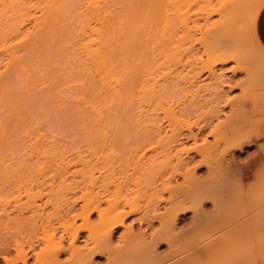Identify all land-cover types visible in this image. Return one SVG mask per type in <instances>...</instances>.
<instances>
[{
  "label": "bare ground",
  "instance_id": "1",
  "mask_svg": "<svg viewBox=\"0 0 264 264\" xmlns=\"http://www.w3.org/2000/svg\"><path fill=\"white\" fill-rule=\"evenodd\" d=\"M213 1L217 2L214 4ZM213 1L0 0V234L3 233V229L6 230L4 233H7L6 238L3 234L0 235L4 237L0 238V260L4 264H94L93 258L99 257V255L105 256L110 264L116 262L115 260L121 256H123L121 258H127V255L134 264H161L173 257L175 259L179 254L181 256L185 251L191 252L173 264H196L203 257L213 253L216 255V250L221 251V243H229V239L228 242L226 241L227 237H224L225 239L217 237L220 238L218 240L222 241L221 243L216 239L218 242L212 241L203 246L205 240L209 241V236L213 233L216 235L226 229L236 233L239 230L238 233L243 232L239 233V235H243L241 241L245 242L243 238L248 237L246 236L248 234L246 225L251 221L248 224L245 222L244 228L241 224L234 225L231 220L224 218L216 217L207 220L208 215L201 213L203 202L200 203L199 200L209 197L210 192L206 184L216 180V178L211 179L212 173H215L212 168L216 164L213 167L211 164L208 166L209 158L206 160L207 156L214 154L221 162L227 161L228 159L223 157L227 156L226 150L229 151L230 148H232L231 151L235 148L242 150L243 144L251 142L258 127V124H252L253 120V122L249 120L250 124L248 122L244 124L246 118L242 121L243 125L240 122L243 118H239L238 122L241 127L250 126L247 128H251L247 131H250L249 138L243 137L246 129L239 128L240 125L237 122L240 132L237 129L239 133L235 129H231L235 131L231 134L235 136L236 133V142L232 141L230 136V140H228L230 143L226 142L224 147L227 148L225 147V150L222 148V151L218 150L222 145H219V139L216 136L219 127L215 125L216 127L205 132L206 127L211 128L210 120L216 118V112L219 113V109L216 110L217 106L228 104L227 101L222 102L226 98L222 95L225 92L219 90L223 83L221 84V80L219 81L221 85L219 82L216 83L221 79L218 78L221 74L217 76L214 67L217 63H227L225 60L228 59H224L227 55L229 59L239 58L238 52L241 51L243 45H237L240 38L237 36L241 31L243 21L238 22V20L242 19V15L248 16L245 13L249 8V14L250 10L251 14L256 11L254 20H250L255 24L257 15L264 6V0ZM191 7H195L197 11L193 10L195 12L190 14ZM214 13L218 16V19L216 16L217 22L212 21L211 14ZM243 19L245 24L248 23V21L245 22L244 16ZM250 19L253 18L250 17ZM209 21L212 22L209 23ZM221 28L229 31V33L226 31V34H229L226 38V34L223 33L225 30L222 32L219 30ZM237 28L240 30L235 31ZM193 33L194 35L200 34L199 37L204 35L207 38L211 35L212 39H216V37L214 38L215 34L223 33L217 35L220 37H217L216 43L218 40L227 39L235 45L232 47L228 45L230 48L235 47V50H239L230 49L229 51L228 49L226 51L227 48L225 46L224 50V43H222L223 47L220 45L218 48H222H217V50L223 49V54L226 51L225 56L218 54L219 52L216 54L213 52L214 49L210 54L207 52L208 48H212V45H207L209 41L206 45L210 47L206 46L207 50L202 48L203 52L206 51L207 56L210 55L211 59L207 57L209 60L207 62L202 60L200 72L199 70L196 72H199L197 73L199 76L205 71L208 76H211V78L209 77L211 80L213 78L215 82L210 83L213 85L210 88L212 97L210 99H213L211 102H215L217 99L216 104L210 105L212 106L211 110L207 109L208 113L203 111L206 115L205 121L200 117L201 114H198L199 103L195 98L197 91L190 95L192 97V100L189 99L192 103L190 106L188 105L190 108L186 107L187 104L182 107L179 103L180 98L185 97L186 93H182L180 88H176L177 84L174 83L178 80L175 81L176 76H173V72L177 71V67L173 68L171 65L172 59L177 57V53L176 56L174 54L177 49L179 54L181 49L189 48H182L177 44L178 47L174 51L175 39L177 38L178 41L187 39L188 43V38ZM196 38L198 39V37ZM196 38L194 40H197ZM190 40L193 39L190 38ZM183 41L181 43L185 44L186 41ZM230 41H228L229 44ZM212 42L210 44H213ZM243 43L245 42L242 41L241 44ZM191 44L192 42L190 47L194 45ZM244 46L246 45L244 44ZM197 49L199 50V48ZM189 52L187 51V53ZM245 55L247 56V52L241 54V56ZM179 56L176 60L177 63L178 58L180 63L183 54L181 58ZM183 63L186 65L185 62ZM184 64L182 66L180 64V66L183 67ZM241 66L242 63L237 64L234 69L238 67L239 71V67L243 68ZM249 66L248 64V67H244L246 69L243 68L245 72L248 71L247 74L250 72ZM192 69L190 68L188 71L190 72ZM243 69L240 71H244ZM188 71L186 73H189ZM189 74H186L189 75L188 77L183 75L186 78L184 81L181 76L182 80L179 81L185 83L189 79V87L191 85L190 88H192L196 86L193 84L199 77H196L197 74L194 76ZM248 76L251 79L250 73ZM215 78L218 79L215 80ZM179 83L177 87L182 86ZM185 86L187 87L186 84ZM201 86L198 85V87ZM201 88L197 89L201 90ZM178 89L181 92H178ZM204 89L206 92L207 88ZM229 90L232 91L231 87ZM192 91H189L188 94ZM177 92L181 93L182 97H179L180 94L177 95ZM193 95L195 96L193 97ZM241 97V100L248 98L246 95ZM221 98H223L222 103L219 102ZM205 99L204 101L207 100ZM201 100L199 99V101ZM236 102L237 100L232 102L233 104L230 102V105H233L230 110L234 112V108L237 106L235 113L239 115V111H245L247 105H245L246 108L244 106L239 109L241 104L238 105ZM227 106L229 107V104ZM244 108L245 110H243ZM258 109L256 112L259 115ZM233 112H230V117L227 118L233 123L230 121L231 124L228 123V125L234 124L231 114ZM235 113L233 116L237 119ZM218 116L219 114H217V118ZM241 116L243 117L242 113ZM227 119L224 121L227 122ZM217 121L219 122V118ZM223 123L222 121L221 124L223 125ZM228 125H225V132L230 130L227 129L228 127L237 128V126L230 127ZM195 129L196 132H194ZM218 134L221 137V133ZM208 136L214 137V143L203 144L202 147L197 145L199 139L203 138L202 140H204ZM226 139L227 136H225ZM77 140H80V144L85 141L83 145H79L76 143ZM189 140L193 141L194 147L183 150V147L180 150L177 148L178 144L186 143ZM191 152L201 156L200 162L197 164L196 161L195 166L190 165L194 161ZM202 164L211 169L208 170L211 176H207L209 180L207 182L199 179L195 174L196 168ZM119 167L120 169H118ZM213 170L214 172H211ZM217 175H220L219 172ZM179 177H182V182L178 184L176 182ZM227 178H223L225 180L223 182H226ZM173 182L176 185H171L174 184ZM178 182H180V178ZM214 183L212 184L215 186ZM121 187H125L126 191L118 198V192H122ZM131 187L135 189H131ZM135 190H140L139 192L142 190L143 194L138 192L136 195V192H133ZM222 193L218 192L217 194L221 196ZM139 194L144 195L141 197L144 198L143 206H140L139 201H136L138 197L140 198ZM262 196L264 195L262 194ZM135 202L137 203L135 204ZM160 202L166 204H163L162 213L158 209L161 206H159ZM188 203L189 205L185 206ZM103 204H106L107 207H103ZM226 208L230 210L231 206ZM228 210L227 212H229ZM250 210L251 208L247 211ZM262 210L261 214L263 212L264 215V209ZM187 211H195L197 220L194 219L196 223L188 231L189 242L182 243L180 240H184V237L187 239V235L184 234L185 236L182 238L179 236L181 233H178L179 235L174 233V229L179 215ZM226 214L229 216L228 213ZM93 215L96 217L92 221ZM132 215H135L132 219L134 223L137 222L141 226L145 224L149 229H152V223L157 221L158 227L156 226L157 229L150 231L149 241L146 239L147 234L144 229H140L141 231L139 230L137 233L134 232L132 224L128 227L125 226L126 220ZM214 215L212 214V216ZM203 217L206 220H203ZM77 222L79 224L75 226ZM119 227L123 228L120 237L129 246L127 249L124 248L125 251L113 241L115 230ZM11 228L16 231L14 233L10 231L13 233L10 234V237L8 234ZM93 228H96V233H93ZM257 230H261L260 233L264 232V221L260 222ZM24 231L25 233H23ZM82 231L87 235L83 237V245L79 247L76 243H78ZM16 232L20 234L17 235ZM21 232L23 235L25 234L24 236H28V239L22 236V239L23 237L26 239V241L23 239L25 242L21 240ZM184 232L186 231L184 230ZM226 233L228 234V231ZM223 236L224 234L221 237ZM250 236L252 235L250 234ZM253 236L255 237L254 234ZM17 237L20 240L16 239ZM10 240H14L15 244ZM256 240L258 239L256 238ZM163 242L168 244V254L155 255L154 249L162 245ZM262 242L264 241L261 240ZM40 243L44 247L38 249ZM114 243L117 246H114ZM179 243L181 245L178 248L177 244ZM199 244L203 247L201 246L195 251L194 249ZM255 244L254 247L259 245L261 249H253L254 247L252 249L258 250L262 259L264 244L262 247L260 243L257 246ZM252 249L251 253L253 254ZM11 250H14L12 256H10ZM224 250L225 248H222L221 253ZM66 254L68 259L61 262L60 257ZM255 254L259 255L257 252ZM257 255L253 257V254V259L250 258L252 259L249 260L251 264L260 258Z\"/></svg>",
  "mask_w": 264,
  "mask_h": 264
},
{
  "label": "rangeland",
  "instance_id": "2",
  "mask_svg": "<svg viewBox=\"0 0 264 264\" xmlns=\"http://www.w3.org/2000/svg\"><path fill=\"white\" fill-rule=\"evenodd\" d=\"M213 1V0H212ZM217 1H213L212 3H216ZM213 4V5H214ZM193 6H195V5H193ZM192 8V9H191ZM190 8V10H192V11H190V14H191V12H195V11H197V9H198V6H196V8L195 7H191ZM194 8V9H193ZM264 8V6L260 9V11H259V13H258V15H257V18H256V22H255V24L253 23V22H251V21H253L254 20V18H255V14H256V11L255 12H253L252 14H251V10H250V14H249V8L246 10L247 11V13H245V14H248V16L246 15H242L241 17H242V19H240V20H238V22H242V27H241V31H239L240 29V26H239V28H237V29H235V31H239L238 33H239V35L237 36V37H240V38H242V39H240L239 38V41H237V45L239 44V46H242V49H241V47H239L240 49H241V51H239V50H235L234 48V44H233V42H232V44H231V41L230 40H227V42L228 41H230V44H229V42L227 43H225V39H223L224 38V35L226 34V31H227V29H225V28H221V29H219V30H221L220 32H222V30H225L223 33H225L224 35H223V37H221L223 40V42L222 41H220V40H218V42L216 43V41H217V37H220V36H217L218 34H220V33H217V35L215 34L214 35V38L216 37V39H212V38H210V36H208V38L207 37H205L204 35L202 36V37H199V36H201L200 34H198V33H196L195 35H194V33L192 34V36L190 37V38H192L193 40L191 41L190 40V38H188V43H187V39L186 40H179L178 41V39L176 38L175 40V42H176V44H174V46H175V48L173 49L174 51H175V49L178 47V45H179V47L180 46H182V48L183 47H189L188 49L186 48V50H183V49H179L180 51H181V53H180V51H179V54H181V56H179V54H178V49L174 52L173 50V52H174V54H175V56H176V53H177V57L179 56L180 58L182 57V54H183V58H181V61H180V63H179V58H178V63L176 62V60H177V57H175L174 56V54H173V57H175V58H173L172 59V67L173 68H176L177 69V71H174L173 70V68L171 67V69H172V72L174 73H172L173 74V76L175 75L176 76V78H175V81L176 80H178V82L176 81V83H174V84H177L178 85V83L180 82L179 80H182L183 79V81H184V78L185 77H188L190 74L189 73H191V75H192V73H193V71H195L194 73H193V75L192 76H194L195 74H197V73H199L200 72V66H201V61L202 60H204V61H206L207 62V60H208V58L209 59H211L210 58V55H209V57L207 56L208 55V53L210 52V54H211V51H213V49H214V51L213 52H215L216 54H217V52H219L218 54H222L223 56H225V53H226V51L229 49V51H230V49H233V51H239L238 53L240 54V55H238V57L239 58H237L236 57V59L234 60V59H232V58H228L227 56L226 57H224V59L225 58H227L228 60H230V61H228V60H225V61H227V63L226 62H223L222 64L220 63V64H218L217 63V65H215V71L217 72L216 74H217V76H218V74L220 75V76H218V78H221V79H219V80H217L216 78H215V80H217V82L216 83H218L220 80V82H221V84H220V82H219V84L221 85L220 86V88H219V90L221 91H223V92H225L224 94L222 93V95H224L226 98V100L225 99H223V98H221L220 99V101L219 102H221V100H222V102L224 101H227L228 102V104H229V107L227 106L228 104H226L225 105V103L224 104H222V105H220L219 104V106H217V108H216V110L217 109H219L218 111H219V113L218 112H216L217 114H219V116H218V118H219V122L217 121L218 120V118H217V114L215 115L216 116V118L214 117L213 118V120H210V127L211 128H209V127H206L207 129H205V132H206V130H211L212 128H214V127H216V126H218L219 127V129H218V131L221 133V137L223 138V140H222V138L221 137H219V132H217L216 133V136H217V138L219 139V145H222V146H219V151H222L225 147H224V145L226 144V142L227 143H230V142H228V140H230V139H233L232 141H234V142H236L235 141V136H236V133H235V136H234V134H231V132L232 133H234L235 131L233 130H231V129H237L238 130V126L240 125V122H241V124H243L242 123V121L243 120H245V118H246V121H244V124H246L247 122L250 124L251 122L249 121V120H253L252 122V124H254V123H256V124H258V128H257V130H256V133H255V135L254 136H252V138H251V142H246V144H243V146H242V150L241 149H239L238 150V148H235V149H233L232 151H231V149L232 148H230L229 149V151L228 150H226L227 151V156L225 155V156H223L224 157V159L226 158V160L229 162V164H227L228 162L227 161H224V162H221L220 160H219V158H217L218 156L216 155V157L214 156V154H211V155H208L207 156V158H206V160L209 158V160L207 161V163H209L208 164V166H211L212 165V167H213V165H215V166H217L218 167V169H217V167L216 168H212V169H214L215 170V173L213 174L212 173V177H211V179H214V178H216V180H214L213 182H211V184H210V182H207V180H208V177H210L211 176V173H208V170H211L209 167H205L204 165L206 164V166H207V163H205V164H202V165H200L199 167H197L196 169L197 170H195V174H196V176L199 178V179H201V180H204V181H206L207 182V184H206V186H207V188H209V192H210V194H209V197H206V199L204 198V200H199L200 201V203H202L203 202V204H201V208L203 209V210H201V213L202 214H204V213H206L205 215H208L207 217H206V219L208 220H211V219H214V218H216V217H218V218H224V219H226V220H231V222H232V224H234V225H237V226H239L240 224H241V226H244V228H245V225L246 224H248V222H250L248 225H249V227H248V225H246V227H247V229H246V231L248 232V234L246 235V236H248V237H245V238H243V239H245V242H246V244H245V242H244V240L243 241H241V236L243 237V235H239V233L240 234H242L241 232H239L238 233V231L239 230H237V234L236 233H232L229 229H226V230H221L220 231V233L218 232V234H212L211 236H209V241L208 240H205L203 243L204 244H202L203 246L204 245H207V244H209V242H216L218 239H225L226 237V241L228 242V239H229V243H227V244H225V242L222 244L221 242L222 241H219L221 244H220V249H221V251H222V248H225V250H224V252H222L221 253V251H219V250H216L215 251V253H216V255L214 254H212V255H209V256H206V257H203V259H201L198 263H196V264H251V262L249 261V260H252L253 258H252V256H253V254H254V256L253 257H255V255H257V254H255L256 252L259 254L260 252L258 251V250H253V249H261V248H259V245H258V247H254L253 245L255 244L256 246H257V244L258 243H260L261 244V247L263 246V244H264V242H262L261 243V240L262 241H264V232L262 231L261 233H260V231L261 230H257V229H259V226H260V222H263L264 221V215H263V212H262V214H261V211H263L262 209H264V196H262V194L264 195V176L262 177V175H264V173H262L264 170V47L262 46V44L260 43V41H259V39H258V36H257V31H256V23H257V19H258V17H259V14H260V12L262 11V9ZM193 10H195V11H193ZM252 10V11H253ZM245 12V11H244ZM255 13V14H254ZM214 14H216V13H214ZM214 14H211V17H212V21L213 22H217V20H216V16H217V14L216 15H214ZM243 16H244V18H245V22H247L248 21V23H244V19H243ZM211 17H210V20H211ZM214 17V18H213ZM250 17H252L253 19H250ZM215 19V20H214ZM217 19H218V16H217ZM248 19V20H247ZM251 20V21H250ZM212 21H209V23L210 22H212ZM245 25H244V24ZM238 25H241L240 23H237ZM254 24V25H253ZM244 25V26H243ZM245 26L247 27L246 29H245ZM250 26V27H249ZM208 28H210V26H208ZM248 28H249V30H248ZM251 28V29H250ZM239 29V30H238ZM204 30V29H203ZM218 31V30H217ZM250 31V32H249ZM219 32V31H218ZM228 33H229V31H227ZM190 33H192V32H190ZM222 33V34H223ZM227 33V34H228ZM236 33V32H235ZM240 33H242V34H240ZM244 33V34H243ZM250 33H251V35H250ZM222 34H220V35H222ZM227 34L225 35V38H226V36H227ZM247 34V35H246ZM191 35V34H190ZM198 35V36H197ZM206 35V34H205ZM229 35V34H228ZM249 35H250V37H249ZM246 37V38H243V37ZM196 37H198V39L196 38ZM205 39H204V38ZM213 37V36H212ZM197 39V40H194V39ZM229 38V37H228ZM251 38V39H250ZM202 39H204V40H202ZM210 39V40H209ZM220 39V38H219ZM237 39V38H236ZM200 40V41H199ZM240 40H241V43H242V41H244L245 43H243V44H241L240 43ZM185 42L186 41V43L185 44H183V43H181V42ZM192 42V44H194V45H192L191 47H190V43ZM194 41H195V43H194ZM208 41H209V43H208ZM213 41V42H212ZM180 42V43H179ZM198 42V43H197ZM199 42L201 43V44H203V45H199ZM213 43V44H210V43ZM208 43V44H207ZM221 43V44H220ZM222 43H224V45L222 44ZM234 43H235V41H234ZM178 44V45H177ZM182 44V45H181ZM212 45V48L210 47V46H207V45ZM218 44V45H217ZM244 44L246 45V46H244ZM248 44H249V46H248ZM188 45V46H187ZM216 45V46H215ZM222 46L223 47V49L225 50L226 48V51H225V53L223 54V49H221V50H217V48L219 47V46ZM231 46L232 47V45H234L233 47L234 48H230L229 46ZM236 45V47H238ZM210 47V48H208V50L206 49L207 47ZM225 46H226V48H225ZM206 47V48H205ZM222 47H220V48H222ZM250 47V48H249ZM262 47V48H261ZM191 48V49H190ZM197 48H199V50L197 49ZM202 48H204V50L206 49L207 50V54H206V51H204L203 52V49ZM220 48H218V49H220ZM238 48V49H239ZM247 49V50H245V49ZM256 48V49H255ZM190 49V50H189ZM210 49V50H209ZM183 50V51H182ZM245 50V52H247V56L245 57V56H241V54H243V53H245V52H243V53H241L242 51H244ZM186 51V52H185ZM187 51H190L189 53H187ZM197 51V52H196ZM220 51H222V52H220ZM233 51H231V52H233ZM185 54H184V53ZM261 52V53H260ZM203 53H205V54H203ZM236 53V52H235ZM237 53V54H238ZM249 53V54H248ZM250 53H252V54H250ZM187 54H189V55H187ZM202 54V55H201ZM216 54H214V55H216ZM228 54V53H227ZM185 55V56H184ZM190 55H191V57H190ZM197 55H198V57H197ZM200 55V56H199ZM206 55V56H205ZM213 55V56H214ZM229 55H230V53H229ZM236 55V54H235ZM248 55H249V57H248ZM253 56V57H252ZM257 56V57H256ZM194 57V58H193ZM196 57V58H195ZM207 59H206V58ZM243 57V58H242ZM263 57V58H262ZM185 58H186V60H185ZM188 58V59H187ZM249 58V59H248ZM258 58V59H257ZM183 59H184V61H183ZM197 59V60H196ZM260 59V60H259ZM191 62H190V61ZM199 60H200V62H199ZM253 60V61H252ZM175 61V62H174ZM189 63H188V62ZM193 61V62H192ZM209 61V60H208ZM244 61V62H243ZM262 61V62H261ZM183 62H185L186 63V65L183 63ZM240 62V63H239ZM256 62V63H255ZM188 63V64H187ZM242 63V66H243V68L244 67H248V64L250 65L249 66V73H250V76H251V79H250V77L248 76L247 77V75L249 74H247V72L248 71H246L245 72V70L244 69H246V68H242L244 71H240V70H242V69H240V67H239V71H238V67L237 68H235L234 69V67H236L237 66V64H241ZM244 63L246 64L245 66H244ZM255 63V64H254ZM177 64V65H176ZM180 64H181V66H182V64H184L183 65V67H185L184 69H183V67H181L180 66ZM253 64V65H252ZM255 65H256V67H255ZM259 65V66H258ZM174 66H176V67H174ZM179 66V67H178ZM241 66V67H242ZM253 66V67H252ZM186 67H188V68H186ZM194 67H195V69H194ZM233 67V68H232ZM259 67H261V69H259ZM190 68H193L192 69V71H188V69H190ZM256 68H258L257 70H256ZM175 69V70H176ZM179 69V70H178ZM189 72V73H186L187 71ZM228 69V70H227ZM232 69H234V70H232ZM196 70H199V72L197 71L196 72ZM259 70V71H258ZM261 70H262V72H261ZM186 71V72H185ZM255 71V72H254ZM258 71V72H257ZM253 72V73H252ZM177 73V74H176ZM185 73V74H184ZM234 73V74H233ZM186 74H189L188 76L186 75ZM236 74V75H235ZM255 74V75H254ZM262 74V75H261ZM183 75L185 76V77H183ZM257 75V76H256ZM174 76V77H175ZM177 76H179V77H177ZM181 76H182V79H181ZM216 76V77H217ZM245 76H246V78H249L248 80L245 78ZM255 76V77H254ZM196 77L198 78L197 79V81L195 82V84H193V85H196V86H193L192 88H193V91H192V88H190L191 87V85H190V87H189V83H188V81H189V79H188V81H185V83L182 81V82H180L179 84H180V86L181 87H177V85H176V88H180V90L181 91H183L182 93H186V96L185 97H187V98H185V97H183V98H185V99H183V98H180V100L181 101H179V103L182 105V107L183 106H185L184 104H187V108H190L189 106L192 104L190 101H189V99H191L192 100V97L190 96L193 92H195V91H197V93H195V95H193V97L195 96V98H197V101H198V103H199V113L198 114H201V116L200 117H202L203 118V121H205V117H206V115H204V113H208V111H207V109H209L210 107H212V106H210V105H213L214 103L216 104V100H215V102L213 101V102H211V100H213V99H210V98H212L211 97V94H210V88H212V86L213 85H211L212 84V82H215L214 80H213V78H212V80L210 79L211 78V76H208V74L204 71V73H202V74H200L199 76H198V74L196 75ZM210 77V78H209ZM260 77V78H259ZM261 78H262V81H261ZM186 79V78H185ZM232 79V80H231ZM253 79V80H252ZM192 80V79H191ZM204 80V81H203ZM223 80V81H222ZM251 80V81H250ZM255 80V81H254ZM174 81V82H175ZM199 81V82H198ZM246 81V82H245ZM258 81H260V82H258ZM190 82V81H189ZM198 82V83H197ZM208 82V83H207ZM245 82V83H244ZM249 82V83H248ZM251 82V83H250ZM255 82V83H254ZM183 83V84H182ZM211 83V84H210ZM226 83V84H225ZM253 83V84H252ZM185 84L187 85V87L185 86ZM229 84V85H228ZM239 86H238V85ZM255 84V85H254ZM184 85V86H183ZM198 85H202L201 87H198ZM225 85V86H224ZM232 85V86H231ZM257 85V86H256ZM235 86H237V87H235ZM229 87H231V89H232V91H230L229 90ZM233 87V88H232ZM245 87V88H244ZM248 87V88H247ZM252 87V88H251ZM183 88H184V90H183ZM189 90V91H192V92H190V94H188L189 93V91L187 90V89ZM197 88H201V90H203L204 88H207L206 89V92H208V93H206L205 92V89L203 90V91H201V90H199V89H197ZM249 88H250V90H249ZM248 89V90H247ZM241 90H242V92H241ZM181 91H179V89H178V92H181ZM185 91V92H184ZM199 91V92H198ZM230 91V92H229ZM250 91V92H249ZM259 91V92H258ZM177 92V95L178 94H180V95H178L179 97H182V94L181 93H178ZM205 92V93H204ZM246 93V94H245ZM251 93V94H250ZM259 93V94H258ZM188 94V95H187ZM194 94V93H193ZM205 94V95H204ZM208 94V95H207ZM242 94V95H241ZM244 94V95H243ZM184 95V94H183ZM201 95V96H200ZM203 95V96H202ZM244 96L245 97V95H246V98L247 99H244V100H241L240 98H242L241 96ZM251 95V96H250ZM199 96V97H198ZM224 96H222V97H224ZM240 96V97H239ZM207 97V98H206ZM236 97V98H235ZM194 98V99H195ZM207 100H206V99ZM235 98V99H234ZM257 98H258V100H257ZM199 99L201 100V101H199ZM204 99L206 100V101H210L209 103L208 102H206V101H204ZM233 99H234V101H233ZM196 100V99H195ZM237 100V104L238 105H240L241 104V107L239 108V106H238V108L239 109H241L242 107H244L245 105H247V108H246V106H245V108H246V110H245V108L243 109V110H245V111H239V115L241 116V113H242V115H243V117L241 116H239V115H237L236 113H235V110H236V107L237 106H235V110H234V112L232 111V110H230V108H233L232 106L233 105H230V102L232 103H234L235 101ZM246 100H248V101H246ZM250 100V101H249ZM185 101V102H184ZM187 101V102H186ZM197 101H195L196 103H197ZM256 101H257V104H258V107H257V104H255L256 103ZM193 102V101H192ZM218 102V103H219ZM221 102V103H222ZM253 102H254V105H253ZM183 103V104H182ZM190 103V104H189ZM202 103V104H201ZM206 103V104H205ZM232 103V104H233ZM235 103V104H236ZM201 104V105H200ZM205 104V105H204ZM189 105V106H188ZM227 106V107H225V106ZM200 106H202L201 108H200ZM205 106V107H204ZM215 106V105H214ZM213 106V107H214ZM253 106H254V108H253ZM255 107H257V108H255ZM259 108V109H258ZM203 109V110H202ZM257 109H258V113H259V115L257 114ZM207 112H206V111ZM210 110H211V108H210ZM203 111H204V113H203ZM212 111H214L213 109H212ZM261 111H263V112H261ZM230 112H233V113H231L232 114V119H234V124H232V125H234V127L235 126H237V128L235 127V128H233V126L232 125H230L231 123H233V121L232 120H230L231 121V123H230V121H229V119H227L228 117H230ZM237 112V111H236ZM244 112V113H243ZM236 114L235 116H237V119H236V117H234L233 116V114ZM261 113V114H260ZM203 114V115H202ZM229 114V115H228ZM258 116H257V115ZM225 115H227L226 116V118H225ZM247 115V116H246ZM249 115V116H248ZM263 117H262V116ZM208 116V115H207ZM251 116V117H250ZM224 117V118H223ZM257 117V118H256ZM222 118H223V120H222ZM239 118H243V119H241V121H240V119ZM225 119H227L226 121L227 122H225L224 120ZM238 119H239V121L240 122H238ZM237 120V121H236ZM258 120H260V121H258ZM222 121L224 122L223 123V125L221 124L222 123ZM257 121V122H256ZM221 122V123H220ZM236 122V123H235ZM237 122L239 123V125H237ZM259 122V123H258ZM217 123V124H216ZM228 123H230L229 125H230V127L231 128H227V129H230L229 131H226L225 132V130L224 129H226L225 127V125H228ZM243 124V125H244ZM216 125V126H215ZM228 125V126H229ZM246 126V128H243V127H241V125H240V127L239 128H243V130L244 129H246V133L244 134V136H243V134H241V136H243L244 138H246V136H247V138H249V136L248 135H250V131L249 132H247L248 130H250L251 128H249V129H247L248 127H250L249 125L247 126V125H245ZM224 127V128H223ZM236 130V132H238ZM241 130V129H240ZM194 132H196V129L194 130ZM207 132H209V131H207ZM240 132V131H239ZM238 132V133H239ZM227 133H229V134H227ZM241 133H242V130H241ZM249 133V134H248ZM225 136H227V139L225 140ZM230 136L232 137V138H230ZM239 136V135H238ZM240 136V137H241ZM239 137V138H240ZM242 137V138H243ZM255 137V138H254ZM206 139H204V140H202V139H199L197 142V145L199 144V146H204L205 144H211L213 141H214V137L212 136H208V138L207 137H205ZM230 138V139H229ZM255 140H254V139ZM80 139V138H79ZM83 139V138H82ZM241 139V138H240ZM238 140V139H237ZM242 140V139H241ZM253 140V141H252ZM80 141V140H79ZM79 141L77 140L76 141V143H78L79 145H83L84 144V141H83V143L82 144H80L79 143ZM82 141V140H81ZM200 141V142H199ZM202 141V142H201ZM221 141H222V143H221ZM231 141V142H232ZM192 142V143H191ZM239 142H241V141H239ZM238 142V143H239ZM214 143V142H213ZM204 144V145H203ZM179 145V146H178ZM177 145V148H179V150L182 148V150L183 149H186V148H188V149H191L192 147H194V145H193V141L192 140H189V141H187L186 143L185 142H183V144L181 143V144H178ZM182 145V146H181ZM184 146H185V148H184ZM198 146V147H199ZM223 148V149H222ZM227 148V147H226ZM221 149V150H220ZM225 150V149H224ZM231 151V152H230ZM191 156L194 158V161L190 164V165H196V161H197V164L200 162V159H201V156L200 155H198V154H195L194 152H191ZM194 154V155H193ZM232 154V155H231ZM196 158H195V157ZM255 156V157H254ZM184 157V156H183ZM232 157V158H231ZM217 158V159H216ZM234 158V159H233ZM213 159V160H212ZM231 159V160H230ZM199 160V161H198ZM240 160V161H239ZM215 161V162H214ZM195 162V163H194ZM211 162V163H210ZM214 164H213V163ZM211 164V165H210ZM120 165V164H119ZM123 165V164H122ZM127 165V164H126ZM115 166H117V164H115ZM121 166V165H120ZM125 166V165H124ZM118 167V166H117ZM116 167V168H117ZM132 167V166H131ZM191 167H193V166H191ZM166 169H167V167H165ZM207 168V169H206ZM118 169H120V167L118 168ZM238 169V170H237ZM260 169H262V170H260ZM214 170L213 171H211V172H214ZM236 171V172H235ZM218 172H219V174L220 175H217L218 174ZM222 173V174H221ZM227 174V176H225ZM228 174H230V175H228ZM210 175V176H209ZM224 175V176H223ZM208 176V177H207ZM216 176V177H215ZM240 176V177H239ZM220 177V178H219ZM228 177V178H227ZM179 178H180V182H178L179 181ZM178 179H177V182L176 183H181L182 181H181V178L182 177H179ZM219 180H218V179ZM225 178H227V180H226V182H223V181H225L224 179ZM231 179V180H228V179ZM261 178V179H260ZM234 179V180H233ZM260 179V180H259ZM209 181V180H208ZM216 181V183H214ZM229 181V183H227ZM233 181H234V183H233ZM174 183V182H173ZM212 183H214L215 184V186L212 184ZM233 184V185H231V184ZM227 184V185H226ZM235 184V185H234ZM171 185H176L175 183L174 184H171ZM260 185V186H259ZM214 186V188H216L217 189V187H218V190H216V189H212V187ZM233 186H235V187H233ZM211 187V188H210ZM122 188V192L120 193V192H118L119 194H118V198H119V195L121 194V195H123L122 193H125L124 191H126V188L125 187H121ZM121 188L120 189H118L119 191L121 190ZM131 189H135V188H133V187H131ZM217 192H216V191ZM235 190V191H234ZM140 191V190H139ZM139 191H133V192H136L135 194L137 195L138 194V192ZM141 192H142V190H141ZM141 192H139L140 194H143V192L141 193ZM222 193V195L220 196V194L218 195L217 193ZM236 192V193H235ZM262 192V193H261ZM251 193H252V195H251ZM132 194H134V193H132ZM139 194V195H140ZM223 194H224V197H223ZM254 194V195H253ZM115 195V194H114ZM126 195V194H125ZM124 195V196H125ZM135 195V196H136ZM164 195V194H163ZM165 195H166V193H165ZM164 195V196H165ZM238 195V196H237ZM261 197H260V196ZM116 196V195H115ZM124 196H122V197H124ZM131 197H132V195H130ZM129 196V197H130ZM144 195H140V198L138 197V196H136V197H138V200H136V201H139L138 202V204H140V206L142 205H144V202H143V199L144 198H141V197H143ZM167 196V195H166ZM218 196H220V197H218ZM235 196V197H234ZM249 196V197H248ZM255 196V197H254ZM114 197V196H113ZM117 197V196H116ZM130 197V198H131ZM240 197V198H239ZM259 197H260V199H259ZM133 198H134V196H133ZM223 198H225V199H223ZM111 199H112V197H111ZM114 199V198H113ZM140 199V200H139ZM142 199V200H141ZM221 199V200H220ZM234 199H235V201H234ZM116 200V199H115ZM120 200V199H119ZM224 200V201H223ZM230 200H231V202H230ZM250 200V201H249ZM198 201V202H199ZM208 201V202H207ZM234 201V202H233ZM243 201V202H242ZM237 202V203H236ZM137 202H135V204H136ZM227 203V204H226ZM233 203H234V205H235V207H234V205H233ZM260 203H261V206H260ZM163 204L164 205H166L164 202H160V204H159V212H163ZM228 204H230V205H228ZM250 204V205H249ZM189 205V203L188 204H186L185 206H188ZM237 205V206H236ZM244 205H246V206H244ZM184 206V207H185ZM227 206H231V209L230 210H228L226 207ZM103 207H107V205L106 204H103ZM252 207H255V208H259L258 210L257 209H254V208H252ZM262 207V208H261ZM228 208H230V207H228ZM251 208V210L250 211H247L248 209H250ZM229 211V212H227V210ZM253 209V210H252ZM215 210V211H214ZM255 210V211H254ZM240 211V212H239ZM193 212V213H192ZM214 212V213H213ZM247 212V213H246ZM251 212V213H250ZM196 212L195 211H187V212H183L182 214H180L179 215V220H178V222L176 223V225H175V229H174V233H176L177 235H179L180 233V235L179 236H181L182 238H183V236H185V235H187V239H186V237H184V240H180V242H182V243H184L185 241L186 242H189V239H188V235H189V232L188 231H190V229L194 226V224L196 223V221L195 220H197L196 218H197V215L195 214ZM226 213H228V215L229 216H227V214ZM212 214L214 215V214H216V215H214V216H212ZM250 216H249V215ZM210 215V216H209ZM258 215H260V216H258ZM262 215H263V217H262ZM134 216L135 215H132V216H130L127 220H126V222H125V226L126 227H128V226H130L131 224H132V228H133V230H134V232H139V230L140 229H144V232L147 234V236H146V239H147V241H149L150 240V238L148 237V235H149V233H151L152 231V229L154 230V229H157V227H158V224H157V221H154L152 224V226H153V228L152 229H149L148 227H146L145 226V224H143L142 226L141 225H139L137 222H133V218H134ZM95 215H93L92 216V218H91V220L93 219H95ZM195 217V218H194ZM205 217H203V220H206L205 219ZM210 217V218H209ZM243 217V218H242ZM245 217V218H244ZM253 218V220H252V218ZM257 217V218H256ZM261 217V218H260ZM190 218V219H189ZM259 218V219H258ZM195 219V220H194ZM258 220V222H257V220ZM92 220V221H93ZM194 220V221H193ZM234 221V222H233ZM256 221V222H255ZM246 222V224H244ZM253 223V224H252ZM79 224V222H77V224L75 225V226H77ZM243 224V225H242ZM256 224H258L257 226H256ZM138 225V226H137ZM192 225V226H191ZM75 226H73V227H75ZM157 226V227H156ZM72 227V228H73ZM155 227V228H154ZM253 227H254V229H253ZM258 227V228H257ZM251 230H250V229ZM3 229V228H2ZM257 230V231H253V232H251L252 230ZM93 230V233H96L95 231H96V228H93L92 229ZM184 230L186 231V232H184ZM4 231H6V230H2V234H3V236L5 237V235L7 234V233H4ZM13 231V229L11 228V230H9V236H10V234H13L16 230H14L13 231V233H11V232ZM22 231V230H21ZM122 231H123V228L122 227H119V228H117L116 230H115V233H114V242L118 245V246H120V248L123 250L124 248H129V246H128V244H126V241H124L123 240V238L122 237H120V235H121V233H122ZM141 231V230H140ZM147 231V232H146ZM151 231V232H150ZM180 231H182V232H180ZM226 231H228V234L226 233ZM92 232V231H91ZM137 232V233H138ZM230 232V233H229ZM249 232H251V233H249ZM23 233H25V231L23 232ZM59 233V232H58ZM179 233V234H178ZM216 233V232H215ZM224 234V236L223 237H221L223 234ZM2 234H0V235H2ZM16 234L17 235H19L17 232H16ZM15 234V235H16ZM59 234H61V232L59 233ZM58 234V235H59ZM185 234V235H184ZM227 234V236H225ZM230 234V235H229ZM250 234L252 235V236H250ZM253 234L255 235V237L253 236ZM15 235H13L14 237H15ZM25 235V234H24ZM23 234H22V232H21V240H22V242H25L26 241V239H28V236L26 237V236H24ZM27 235H28V233H27ZM87 234H86V232H83L82 231V233H80V238H79V240H78V243H76V245L78 244L79 245V247H80V245L82 246L83 245V240H84V238L83 237H85ZM214 235V236H213ZM221 235V236H220ZM228 235H229V237H228ZM259 237H258V236ZM262 237H261V236ZM19 236V237H20ZM22 236H24L23 237V239H25V241L22 239ZM249 236H250V238H249ZM257 236V237H256ZM2 236H0V238H1ZM4 237H2V238H4ZM8 237V236H7ZM11 237V236H10ZM217 237H220V238H217ZM225 237V238H224ZM6 238V237H5ZM181 238V239H182ZM249 238V239H248ZM254 240H253V239ZM256 238L258 239V240H256ZM260 238H261V240H260ZM16 239H18V240H20V238H16ZM120 239V240H119ZM217 239V240H216ZM248 239V240H247ZM18 240H16V242H19L20 243V241H18ZM11 241V243H13L14 242V244H15V241L14 240H10ZM13 241V242H12ZM217 241V242H218ZM225 241V240H224ZM252 241V242H251ZM254 241V242H253ZM259 241V242H258ZM21 242V243H22ZM201 242V243H202ZM242 242H243V244H242ZM248 242H250V243H248ZM114 243V246H117L116 244ZM200 243V244H201ZM24 244V243H23ZM120 244H122V245H120ZM199 244V245H200ZM245 244V245H244ZM13 245V244H12ZM39 245H41V246H39ZM38 245V249H41V247L43 248L44 247V245L43 244H39ZM181 245V243H179V244H177V247L178 246H180ZM197 245L198 247H196L194 250L195 251H197L198 250V248H201V246L202 245ZM230 245H231V247H230ZM244 245V246H243ZM250 245H252V246H250ZM122 246H124V247H122ZM202 246V247H203ZM67 247V246H66ZM228 247H229V249H228ZM254 247V248H253ZM134 248V247H133ZM179 248V247H178ZM189 248V247H188ZM253 248V249H252ZM263 249H264V246L262 247ZM136 249H137V247H136ZM219 249V248H218ZM228 249V250H227ZM251 249L254 251V253L252 254L251 253ZM263 249H262V251H263ZM155 252H154V254L155 255H157V256H164V255H167L168 254V250H169V247H168V244L166 243V242H163L162 243V245H159V246H157L155 249ZM186 250H188V249H186ZM190 250V249H189ZM193 250V249H192ZM124 251H125V249H124ZM218 251H219V253H218ZM261 251V252H262ZM11 253H10V256H12L13 254H14V250H11L10 251ZM186 252V251H185ZM184 252V253H185ZM191 252V251H190ZM190 252H186L185 254L183 253L181 256H180V254H179V256L177 255L176 257H175V259H174V257H173V259H170V260H168V261H166V262H163V263H161V264H173V263H176V261L178 262V261H180L182 258H184V257H186V255L187 254H190ZM218 253V254H217ZM263 253H264V251H263ZM252 254V255H251ZM261 255H262V253H261ZM101 256V257H100ZM258 257L260 256V254L259 255H257ZM121 257H123V256H121ZM121 257H119V258H117L115 261L116 262H114V263H112V264H134L133 263V260L132 259H130V257H128V255H127V258L125 259V258H121ZM263 257H264V254H263ZM262 257V259H261V256H260V260L258 259V261H257V259H256V261H255V263L254 264H264V258ZM250 258H252V259H250ZM66 259H68V255L66 254V255H62V257H60V261L61 262H63V261H65ZM94 260H93V263L94 264H110V263H108V261L106 260L107 258H105V256H102V255H99V257L98 256H96V257H94L93 258ZM130 261H129V260ZM1 261V260H0ZM132 261V262H131ZM214 263H213V262ZM31 262V261H30ZM169 262V263H168ZM227 262V263H226ZM0 264H4L2 261L0 262ZM252 264H253V262H252Z\"/></svg>",
  "mask_w": 264,
  "mask_h": 264
},
{
  "label": "crops",
  "instance_id": "3",
  "mask_svg": "<svg viewBox=\"0 0 264 264\" xmlns=\"http://www.w3.org/2000/svg\"><path fill=\"white\" fill-rule=\"evenodd\" d=\"M256 31H257L258 39L262 44V46L264 47V8L260 12L259 17L257 19Z\"/></svg>",
  "mask_w": 264,
  "mask_h": 264
}]
</instances>
